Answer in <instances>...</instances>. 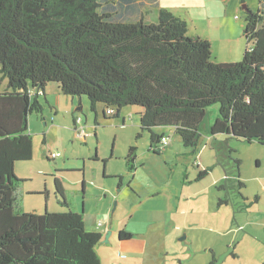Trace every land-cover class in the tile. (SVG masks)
<instances>
[{"label": "trees", "instance_id": "trees-1", "mask_svg": "<svg viewBox=\"0 0 264 264\" xmlns=\"http://www.w3.org/2000/svg\"><path fill=\"white\" fill-rule=\"evenodd\" d=\"M156 2L0 0V77L9 83L0 92V264H102L105 236L86 229L59 179L56 196L68 210L26 212L21 203L26 180L17 166L33 159L30 116L43 112L40 96L52 83L64 96L87 97L96 113L103 105L106 120L139 107L141 128L158 155L168 137L161 128L195 149L214 104L221 107L212 136L264 145V11H245L252 48L243 60L221 63L209 39L190 34L185 20L157 10ZM137 150L130 149L131 170ZM133 237L119 234L122 243Z\"/></svg>", "mask_w": 264, "mask_h": 264}, {"label": "rangeland", "instance_id": "rangeland-1", "mask_svg": "<svg viewBox=\"0 0 264 264\" xmlns=\"http://www.w3.org/2000/svg\"><path fill=\"white\" fill-rule=\"evenodd\" d=\"M184 1L172 0L171 4L177 8ZM255 2L251 1V4L253 5ZM245 11L241 10L243 13L242 19H244ZM238 15L240 14L237 13L235 16ZM230 21L234 22L235 18ZM204 28V25L200 26L201 31L206 30ZM240 44V39L234 42V46ZM250 47H252V44ZM216 48L217 53L219 52L222 55L218 57V61H222L221 63L240 62L243 60L246 51V47L237 49L238 54L234 56L233 51H228L226 47L221 46L219 43ZM213 58H215L214 55ZM8 84V80L0 83V92L6 91ZM47 96H40V101L44 106L43 112H35L30 116V132L34 142L33 159L20 163L17 167V174L30 180L23 186L21 196L23 208L26 212H37L40 214L46 210L49 212L68 210L59 204L53 175L59 168L75 166L81 169L79 173L76 169H64V174H60L59 177L64 184L66 199L71 208L77 209L84 214L87 230L95 229L96 227L93 224L102 223L103 226L98 228L107 235L111 231L109 227L111 222L115 220L116 214L124 211L126 199L129 198L130 202L135 199L136 195L133 194L135 190L121 192L117 180L109 177L110 180L99 181V177L98 179L96 178L94 174L95 165L91 161L92 158H90V161L89 158L86 159L87 154H89L87 151L88 145H86L84 139L77 137L74 131L73 114L75 113V108L72 101H69L59 91L56 83L48 86ZM83 103V110L78 112V116L84 122L87 118L89 124L94 125L97 113L92 111L87 97H83ZM220 107V104H214L208 110L206 120L201 128L202 138L195 149H186L181 137L174 130L166 129L170 138V149L165 148L161 154H152V156L148 157L150 164L147 167V172L149 175L145 171L144 177L133 183V187L142 194H146L153 189L157 190L156 192H163L161 194L157 193L158 195L154 198L157 202L151 203L150 207L163 206L166 202H172L175 197L177 199L176 194H179L183 189L186 190L183 196V198H186L183 199L179 211L172 214L173 219H171L172 222L181 224L180 228L182 231H176L172 223L168 224V243L165 245L166 249L156 259V261L159 260L156 264H209L215 257L214 254L218 259V264H234L232 262L234 259V247L229 248L228 239L220 236L219 227L211 223L210 218L205 215L209 213L204 211L205 207L213 206L214 196L218 202V196H224L225 193L223 191L218 192L215 187H212L214 177L210 176L203 187V191L196 194L195 192L200 189L198 187L200 183L195 180L198 176L197 172L195 176L191 174L195 168L192 163L195 166L198 165L204 154V160L207 164L210 167L212 165L216 166L215 174H221L227 169L231 171V174H238L239 171L241 172L239 169L241 165L237 162H241L242 170L244 171L243 180L247 181L251 186H255L258 181L263 185L264 182L258 178L261 172L256 169V162L260 157L264 163V145L238 142L234 138L219 135L213 136L215 137L214 147H211L210 143L213 139H211L210 127L219 118ZM135 108L139 107H125L120 114L121 118L117 117L110 120H105L102 110L100 108L98 110L100 126L96 127V129H98L99 136L97 138L93 135L90 136L88 142L94 147V145H97L98 139H100L102 155H107L108 158L115 148V153L118 156L116 159L117 163L110 162L107 169L108 172H112L113 168H116L119 172H126L124 168L127 167L128 145L135 143L137 129H117L115 124L122 125L125 112L129 121L128 125H132L130 119L133 116L136 117L137 113L135 111L137 109ZM136 118L138 119L139 117ZM139 132L142 133V130L140 129ZM144 135L150 138L149 133L145 132ZM140 141L143 142V138ZM141 146V151L146 153L145 147ZM222 146H226L227 150H221ZM168 151L169 153H167ZM59 152L62 155L61 157L54 159L51 156ZM82 152L86 154L83 155ZM96 152L95 149L94 154ZM195 157L197 161H194ZM186 172H189V177ZM238 178H240L239 175ZM84 180L85 183H83ZM128 181L130 180L127 179V183ZM142 185L145 186L144 189L141 188ZM221 198L223 199V197ZM127 205L130 207L129 203ZM118 219L120 220L121 216ZM132 243L133 241L130 240L121 245L129 246ZM242 246L241 249L245 256L248 253H255L251 243L245 242ZM254 257L262 258V255H255Z\"/></svg>", "mask_w": 264, "mask_h": 264}, {"label": "crops", "instance_id": "crops-1", "mask_svg": "<svg viewBox=\"0 0 264 264\" xmlns=\"http://www.w3.org/2000/svg\"><path fill=\"white\" fill-rule=\"evenodd\" d=\"M156 1L157 10H169L179 16V18L185 20L188 23L190 34L200 35L203 38L209 39V41L212 43V50L215 61H218V57L222 56L219 52L217 53L216 46L218 45V43L221 46L226 47L228 51H233L234 56L238 54L237 49L246 47L247 50V48L250 47L248 42V46L246 44L247 39L245 36V15L244 19H242L241 16L243 15V13L241 12V10L244 11L247 10V8H251L253 11H258L260 9L264 11V0H251L256 1L253 5L251 4V1L247 2V0H185L177 8L171 4L172 0ZM237 13H239L240 15L235 16ZM232 18H235L234 22L230 21ZM203 25L205 27L204 29L206 30L201 31L200 26ZM237 39L241 40V44L234 46V42ZM5 81L6 80H0V83H4ZM47 91L48 87L45 91L46 96ZM72 98L73 97H67L69 101H72L75 108V113L73 114L74 131L76 136L84 139L86 145H88L87 151L89 152V154H87L86 159L89 158L90 161V158H92L91 161L95 165L94 174L96 178L98 179L99 177V181H105L110 180L109 177H111V179L117 180L118 187L121 188V192H131V190H135L133 194L136 195L135 199L131 202L129 198L126 199L124 203V211L117 213L115 216V220L111 222V225L109 227V229H111V231H109V233H111L110 242L105 243L103 241L98 247V252L101 257L102 264H156L159 261H156V259L166 249L165 245H167L168 243V224L172 223L176 231H182V229L180 228L181 224L174 223L171 221V219H173L172 214L179 211L183 199L186 198H183L186 190L183 189L179 192V194H176L177 199L176 197H173V204L170 201L166 202L163 206L150 207L149 205L151 203L157 202L154 199L156 198V195L163 192H156L157 190L153 189L150 192L148 191V193L146 194H142L135 187H133L134 182H137L144 177L145 171L148 174L147 167L150 164L148 157L152 156V154L157 155L152 150L151 139L149 138V136L147 137L144 135L145 132L141 128L140 114L142 113V110L140 108H135L137 109V111H135L137 113L136 117L139 118L137 119L135 116H133V118L130 119L132 125H128L129 121L126 118L127 114H125V112L123 114L122 125L120 126L117 123L115 124V127L117 129H137V139H135V143H131L128 145V154L126 155V163L128 167V165H130V149L133 146L138 147V155L134 170H131L129 166L128 168H124L126 172H119L116 170V168H113L112 172H108L107 169L109 163H117L116 159L118 156L115 153V148L111 156L108 158L107 155H102L100 139H98V143L97 145H94V147L91 146L88 142V138L90 136L93 135L96 138L97 136H99L98 129H96V127L98 128L100 126L98 120V110L99 108L102 110L103 118L106 120L104 112L105 108L103 107V105H100L98 107L95 124L90 125L87 118L84 122V120L80 116H78V112L83 110V98ZM123 111L124 109L122 110V112ZM78 118L82 119L81 122H78ZM94 128L95 130H93ZM140 129L142 130V133L139 132ZM157 131L161 133L166 132L165 128L157 129ZM213 136L211 135V139H213L210 143L211 147H214L213 143L215 141V137ZM129 137L131 136L129 135ZM141 138H143V142L140 141ZM245 143L259 144L257 142ZM141 145L145 147L146 153L141 151ZM170 146L171 143L167 148L170 149ZM95 149L97 152L94 154ZM220 149L227 150V147L222 146V148ZM169 151L167 153H169ZM82 153L83 155L86 154L85 152ZM122 156L124 157V155ZM194 161H197L196 157L194 158ZM84 162L87 163L86 160H84ZM200 163L202 165V168H198L194 165V163H192L195 167L193 169L195 172L192 171L191 174L195 176L197 172L198 176L195 180L197 183H200V185L198 184V187H200V189H198L195 193L199 194L201 193V191H203V187L205 186V183L210 176L214 177L212 187H215L218 192L223 191L225 193L224 196H218V202L216 201V198L214 196L213 206L205 207L204 211L205 213H209L205 215L210 218L211 223L216 224L219 227L220 236L228 239L229 248L234 247V259L232 262L234 264H264V184L261 185V183L258 181L255 183V186H251L247 181L243 180L244 171L242 170L241 162V167L239 168L241 172L239 171L238 174H231V171L229 169L224 170V172H222L221 174H215L216 166L212 165V167H210L209 164H207V162L204 160V154L201 157ZM64 169H76L78 173L81 171V169L76 168L75 166H66L64 168H59L53 175V178L55 180L59 179L62 184L63 181L59 177L60 174H64ZM256 169L261 172L258 177L259 180L264 182V163L260 157L257 159ZM201 171H207V175L203 178H199ZM186 174L189 177V172H186ZM17 175L26 180V183L30 181L27 178H23L19 174ZM238 175L240 178H238ZM127 179L130 180L128 181V183ZM241 182L244 184L243 186L240 185ZM83 183H85V180ZM141 188L144 189L145 186L142 185ZM221 197H223V199L226 201L225 204H220V201L222 199ZM127 203H129L130 207H128ZM120 216L121 219L119 220L118 218ZM99 224L100 223L93 224L96 228L91 230V232H99L106 236L105 233L101 232L98 228ZM122 230L130 232L134 235L133 239L131 240L133 241L132 245H121L122 242L118 239L119 234ZM245 242L252 244L255 249V253H248L245 256L244 252L241 249V246ZM255 255H262V258H255ZM214 256L216 257L215 254ZM153 259H155L154 262H152Z\"/></svg>", "mask_w": 264, "mask_h": 264}, {"label": "built area", "instance_id": "built-area-1", "mask_svg": "<svg viewBox=\"0 0 264 264\" xmlns=\"http://www.w3.org/2000/svg\"><path fill=\"white\" fill-rule=\"evenodd\" d=\"M108 114H109V115H112V114H113V111H110V110H109V111H108ZM81 120H82V119L79 118V119H78V122H81ZM169 144H170V139H169V137H164L163 140H162V148L167 147ZM60 155H61L60 153H57V154H53L52 156H53V157H56V156L59 157ZM99 226H102V223H100Z\"/></svg>", "mask_w": 264, "mask_h": 264}, {"label": "water", "instance_id": "water-1", "mask_svg": "<svg viewBox=\"0 0 264 264\" xmlns=\"http://www.w3.org/2000/svg\"><path fill=\"white\" fill-rule=\"evenodd\" d=\"M75 97H73L72 99H74ZM69 100V99H68ZM116 207V206H115ZM110 237H111V233H108L106 236H105V239H104V242L105 243H109L110 242Z\"/></svg>", "mask_w": 264, "mask_h": 264}, {"label": "clouds", "instance_id": "clouds-1", "mask_svg": "<svg viewBox=\"0 0 264 264\" xmlns=\"http://www.w3.org/2000/svg\"><path fill=\"white\" fill-rule=\"evenodd\" d=\"M250 46H251V45H250ZM249 48H252V47H249ZM169 139H170V138H169ZM168 146H169V145H168ZM168 146H167V147H168ZM167 147H166V148H167ZM56 154H57V153H56ZM60 154H61V153H60ZM51 156H52V155H51ZM60 156H61V155H60ZM52 157H53V156H52ZM53 158H56V157H53ZM102 225H103V224H102Z\"/></svg>", "mask_w": 264, "mask_h": 264}]
</instances>
